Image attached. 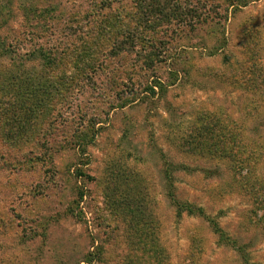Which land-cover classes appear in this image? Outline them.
I'll list each match as a JSON object with an SVG mask.
<instances>
[{
    "label": "rangeland",
    "instance_id": "374dc122",
    "mask_svg": "<svg viewBox=\"0 0 264 264\" xmlns=\"http://www.w3.org/2000/svg\"><path fill=\"white\" fill-rule=\"evenodd\" d=\"M135 2L0 0V83L41 49L82 66L30 138L0 135V264H264V0H171L193 25Z\"/></svg>",
    "mask_w": 264,
    "mask_h": 264
},
{
    "label": "trees",
    "instance_id": "16d2710c",
    "mask_svg": "<svg viewBox=\"0 0 264 264\" xmlns=\"http://www.w3.org/2000/svg\"><path fill=\"white\" fill-rule=\"evenodd\" d=\"M135 7V16L138 18V21L142 18L144 20L142 22L150 24L155 22H170L172 20L171 16H174L184 20L181 22H184L186 25L188 23L193 25L194 15L197 16L195 12L183 16V12L178 10L175 5H172L171 0H136ZM40 51L42 55L41 69H39L38 73L35 68L26 70L18 65L9 77L4 79L3 83H0V121L2 122L0 135L6 141L21 142L30 138L36 129L34 123L38 118L43 117L44 113H47V106L52 100H55L54 97L58 98L61 96L63 99H67L74 95V91L78 87L75 81L76 78H79L77 74L82 69L80 64L70 63L68 66L63 63L65 56L54 55L53 53L47 54L48 51L45 49H41ZM154 58L151 55L148 59H145V64L149 68L152 67ZM90 60V58H86L85 61ZM93 71H95V66L90 62L81 72L82 80L89 79L91 81ZM157 84L158 86H162L161 83ZM148 89L152 93H156L153 86L148 87ZM85 129L89 130L90 136L87 137L86 134L88 133H84L85 135L80 137V143L83 146L91 142L95 135L93 127ZM78 172L82 176V171L79 170ZM119 187L116 186L115 188L119 189ZM170 188H172V185ZM170 191L169 196L173 204L186 210L188 214L204 215L201 208H196L192 204L180 203L176 199L175 194ZM82 197L83 195L80 196V198ZM121 208H124L122 201ZM207 219L213 230L220 236V240L226 241L228 237H226V234L220 229L216 221ZM238 252L243 261L242 264H252L249 261L248 254L241 247L238 249Z\"/></svg>",
    "mask_w": 264,
    "mask_h": 264
}]
</instances>
